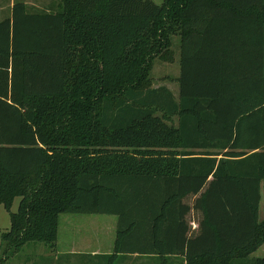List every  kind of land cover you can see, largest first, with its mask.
<instances>
[{
    "label": "trees",
    "instance_id": "1",
    "mask_svg": "<svg viewBox=\"0 0 264 264\" xmlns=\"http://www.w3.org/2000/svg\"><path fill=\"white\" fill-rule=\"evenodd\" d=\"M30 10L0 21L4 254L55 248L60 215H108L118 264H264V0ZM174 37L178 100L148 82Z\"/></svg>",
    "mask_w": 264,
    "mask_h": 264
},
{
    "label": "rangeland",
    "instance_id": "2",
    "mask_svg": "<svg viewBox=\"0 0 264 264\" xmlns=\"http://www.w3.org/2000/svg\"><path fill=\"white\" fill-rule=\"evenodd\" d=\"M54 0H27L31 6V12H40ZM160 4L162 0H152ZM11 0H0L1 17L8 15ZM172 44V59L164 60L156 58L152 61L150 71L148 72V82L153 88L166 87L175 100L179 95V49L178 38L174 37ZM165 122L170 125H177L178 117H165ZM20 199L16 198L12 204L11 212L15 213L18 208ZM196 217V216H195ZM195 219L194 216L191 220ZM264 220V189H261V201L259 204V221ZM115 216L108 215H79L63 214L59 216V228L57 239V254L55 260H64L63 264H88L93 262L87 256L91 251L98 250L101 253L112 255L116 239ZM194 226V225H193ZM9 214L4 207L0 205V235L9 230ZM264 245V244H262ZM261 245V246H262ZM260 246V247H261ZM70 249L75 251L73 255H67ZM61 253H60V252ZM4 254V246L0 242V260L4 259L2 264H53L54 248L50 249L42 243H31L25 245L17 254ZM264 258V246L253 253L250 258ZM6 258V260H5ZM56 264V262H55ZM102 264H118L117 259H106ZM120 264H154L150 258L129 259Z\"/></svg>",
    "mask_w": 264,
    "mask_h": 264
},
{
    "label": "crops",
    "instance_id": "3",
    "mask_svg": "<svg viewBox=\"0 0 264 264\" xmlns=\"http://www.w3.org/2000/svg\"><path fill=\"white\" fill-rule=\"evenodd\" d=\"M12 2H11V4H10V8H9V10H8V15L6 16V17H8V16H10V12H11V8H12V6L14 5V3L16 2V1H19V2H23L24 4H26L28 7H30L31 8V6H29V4L27 3V0H11ZM58 5H59V0H54L52 3H50L47 7H45V8H43L42 9V11H44V12H46V13H50V12H56V11H58ZM1 11H3L1 8H0V21L2 20V17H1ZM6 17H3V18H6ZM59 228V227H58ZM58 239V238H57ZM57 243V242H56ZM264 245H262L261 247H263ZM261 247H259L257 250H259ZM57 244H56V246H55V248H54V252H55V254H54V262H53V264H55V262H56V264H63L64 263V261L65 260H69V259H65L64 260V255H61V256H63V260H60V259H58V260H55V255L57 254ZM257 250L254 252V253H256L257 252ZM60 252V251H59ZM75 251H72V249H70L68 252H65V253H67V255H73V254H76V253H74ZM61 253V252H60ZM252 255V254H251ZM87 256H89L90 258L89 259H91V260H93V262H90V260H89V262H88V264H102L105 260H106V257L107 256H109L108 254H105V253H101V251H98V250H93V251H91L89 254H87ZM258 258V257H257ZM130 259H137L136 258V256H131L130 257ZM151 260H152V262L154 263V264H159V262H157V260H156V258H150ZM182 258L181 257H178V258H176V257H171V258H169V264H182ZM45 264V263H44ZM168 264V263H167Z\"/></svg>",
    "mask_w": 264,
    "mask_h": 264
}]
</instances>
